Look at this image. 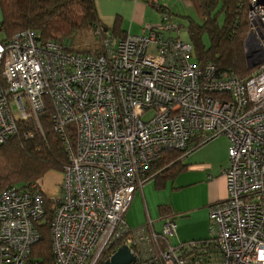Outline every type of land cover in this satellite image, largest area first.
<instances>
[{
    "label": "built area",
    "instance_id": "obj_1",
    "mask_svg": "<svg viewBox=\"0 0 264 264\" xmlns=\"http://www.w3.org/2000/svg\"><path fill=\"white\" fill-rule=\"evenodd\" d=\"M248 23L254 70L244 79L193 61L191 43L165 35L178 31L166 15L117 43L95 28L98 54L32 29L0 40V143L19 120L38 125L45 97L55 128L73 131L58 195L38 184L0 191V264H38L29 254L45 198L55 264H104L121 246L131 264H264V0H249ZM218 135L228 139L227 196L209 206L208 238L171 244L172 217L160 230L151 220L130 228L125 213L161 151L186 154Z\"/></svg>",
    "mask_w": 264,
    "mask_h": 264
},
{
    "label": "trees",
    "instance_id": "obj_2",
    "mask_svg": "<svg viewBox=\"0 0 264 264\" xmlns=\"http://www.w3.org/2000/svg\"><path fill=\"white\" fill-rule=\"evenodd\" d=\"M2 41L25 29L36 31L41 39L57 40L68 50L98 54L102 52L95 28L104 32L94 0H0ZM157 10L165 12L162 6ZM201 23L189 21L188 33L196 62L203 66L212 63L218 73H234L238 78L248 77L245 41L248 34L249 0H200ZM224 14L220 25L218 14ZM93 32V42L82 47V31ZM108 32V31H107ZM209 36L205 47L200 37ZM111 36V35H110ZM54 107L45 97L43 109L38 114V125L28 119L17 122V132L0 143V191L7 187L29 189L33 184L41 189L40 180L49 171L62 172L68 165L67 137L73 142V131L60 132L53 122ZM28 133L29 135H25ZM206 142V141H205ZM193 140L194 148L204 144ZM195 143V144H194ZM184 152L176 149L162 150L152 161L142 179L166 180L184 169ZM50 199L45 198V213L36 222L38 240L31 247L29 259L38 264H55L51 249Z\"/></svg>",
    "mask_w": 264,
    "mask_h": 264
},
{
    "label": "crops",
    "instance_id": "obj_3",
    "mask_svg": "<svg viewBox=\"0 0 264 264\" xmlns=\"http://www.w3.org/2000/svg\"><path fill=\"white\" fill-rule=\"evenodd\" d=\"M94 1L98 19L114 43L139 34L145 23H158L164 15L177 25L193 19L201 21L202 18L200 0H159L165 12L143 0ZM1 18L0 8V21ZM165 35L180 38L178 32H167ZM2 38L4 34L0 31ZM227 151L228 140L225 136L209 139L184 156V169L172 179L160 178L158 184L153 179L144 182L134 192L125 213L128 226L139 228L151 220L154 228L160 230L166 217H172L177 227L175 233L168 237L171 244L208 238L209 206L227 196L222 171L229 164ZM50 173L57 172L49 171L40 181L41 190L46 195L43 180Z\"/></svg>",
    "mask_w": 264,
    "mask_h": 264
},
{
    "label": "rangeland",
    "instance_id": "obj_4",
    "mask_svg": "<svg viewBox=\"0 0 264 264\" xmlns=\"http://www.w3.org/2000/svg\"><path fill=\"white\" fill-rule=\"evenodd\" d=\"M217 16H218L219 24L221 25L223 23V20H224V14L223 13H219ZM193 22H195V23H201L200 22V19L199 20L193 19ZM178 25H180V29H178V31H176V32L179 33L180 38L182 40L186 41V42L191 43V39H190L189 33H188L189 21L186 22L185 24H178ZM81 35H82V43H81V46L82 47L87 46V44L93 42V40H94L93 39V36H92L93 35V32L91 34V32H88V31L84 30V31H82ZM200 38H201L200 39L201 43L205 47H208V45H209V36H208V34L206 32H202ZM64 42H65L66 45H69L70 44V41L68 39L65 40ZM194 52L195 51L193 49L192 50V53H193L192 60L193 61H196V57L194 55ZM248 62L250 63V61H248ZM220 136L223 137L224 135L215 136L214 138H212V140H214V139H216L217 137H220ZM61 176H62V173L61 172L54 173V174L50 173V176L49 177L46 176L44 178V180H43V188H45V192L48 195L53 196V195H58L59 194V192H60V185H59V183H60V180H61ZM223 177H224V181H225L226 195H227V185H226V179H225L224 174H223ZM40 181H42V180H40Z\"/></svg>",
    "mask_w": 264,
    "mask_h": 264
},
{
    "label": "water",
    "instance_id": "obj_5",
    "mask_svg": "<svg viewBox=\"0 0 264 264\" xmlns=\"http://www.w3.org/2000/svg\"><path fill=\"white\" fill-rule=\"evenodd\" d=\"M247 56L248 55L246 53V58ZM247 67L248 69H251L252 67H254V64H250L247 60ZM133 261H134V255L130 252L128 247L121 246L114 252V254L110 257V259L106 261L104 264H131Z\"/></svg>",
    "mask_w": 264,
    "mask_h": 264
}]
</instances>
